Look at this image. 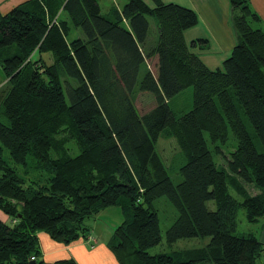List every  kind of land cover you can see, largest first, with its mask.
Masks as SVG:
<instances>
[{
	"label": "trees",
	"instance_id": "1",
	"mask_svg": "<svg viewBox=\"0 0 264 264\" xmlns=\"http://www.w3.org/2000/svg\"><path fill=\"white\" fill-rule=\"evenodd\" d=\"M101 1L29 0L0 13V212L9 219L0 264H43L39 233L87 240L86 221L111 207L123 216L107 243L118 264H264V31L250 26L260 18L249 0H229L237 44L216 70L191 52L205 40L185 42L193 10L127 0L102 13ZM187 88L192 108L175 116L169 100ZM138 94L154 108L140 114ZM162 135L185 160L177 185L156 151ZM230 137L236 146L224 153ZM162 197L177 213L165 243L207 246L147 252L162 240L153 207ZM240 209L257 231L237 233Z\"/></svg>",
	"mask_w": 264,
	"mask_h": 264
},
{
	"label": "crops",
	"instance_id": "2",
	"mask_svg": "<svg viewBox=\"0 0 264 264\" xmlns=\"http://www.w3.org/2000/svg\"><path fill=\"white\" fill-rule=\"evenodd\" d=\"M29 0H0V13L7 14L10 10ZM164 4H176L193 10L198 22L196 26L184 32V39L189 45L192 41L205 40L203 47L195 46L194 53L203 64L209 68L211 52L216 57L226 60L237 44V37L232 26L229 0H161ZM253 12L264 22V0H249ZM153 7V6H152ZM188 45V46H189ZM194 49V48H193ZM216 63V62H214ZM223 63V62H222ZM108 210H116L111 207ZM100 214V215H101ZM121 220L123 221L122 214ZM0 221L9 223V219L0 212ZM120 222V224H121ZM119 224L104 225V231L93 230L87 240H78L69 245H63L52 241L45 233H39L38 243L40 247V261L43 264H52L59 260L73 259L77 264H118L107 247L112 231ZM107 228L108 231H107ZM259 241L264 245V224L258 232ZM264 261V257H263Z\"/></svg>",
	"mask_w": 264,
	"mask_h": 264
},
{
	"label": "rangeland",
	"instance_id": "3",
	"mask_svg": "<svg viewBox=\"0 0 264 264\" xmlns=\"http://www.w3.org/2000/svg\"><path fill=\"white\" fill-rule=\"evenodd\" d=\"M127 0H103L100 2L101 12L105 13L106 9L110 5H115L118 9H121L122 6L126 3ZM146 4H148L150 7L154 6V3L152 0H143ZM161 3H164L163 1L159 0ZM249 7L251 8V3L248 2ZM252 9V8H251ZM149 22V30H148V37L146 40L147 45L154 46L157 42V28H156V22L153 18H148ZM250 26L253 29H259L264 31V22H254L250 20ZM78 38L82 37L81 33L78 32L77 35ZM188 41V45H189ZM192 50H197L193 49ZM211 58H209V69L210 70H216L222 68V57H216V55L211 52ZM44 59L47 63H51L50 61V55L45 54L43 55ZM229 57V56H228ZM227 57V58H228ZM37 58V55L33 56V59L35 60ZM226 58V59H227ZM216 62V63H214ZM150 67L153 70L154 67V60L151 61ZM264 71V67L262 68ZM6 82L4 75L0 69V96L3 93V90L6 88ZM192 94L193 90L192 88H187L183 90L181 93H179L177 96L169 100V107L172 110V112L175 114V116H181L182 114H185L189 112L192 108ZM67 99V96H66ZM135 106L140 114H145L146 112H149L151 109L154 108V102L153 97L150 94H138L135 99ZM248 130L250 134L254 137L253 131L250 127H248ZM167 132V131H166ZM165 134V133H164ZM254 142L256 144V147L259 151H261V146L257 142V140L254 138ZM236 143L232 137L229 138L228 142L222 147V150L224 153H229L235 148ZM157 154L159 155L162 163L164 166L168 169L170 172V176L172 179L173 184L177 185L181 182V176L178 173V169L185 163L184 158L182 157L180 150L174 140V138L167 137L165 135H162L160 139L157 142L156 146ZM4 158L7 159V155L4 154ZM247 191H249L251 194H255V190L251 187L247 186ZM153 207L157 212L158 220H159V229H160V235H161V242L160 244L148 249V253L150 255H157V254H170L171 252L175 251H183V250H190V249H198L203 248L207 246L210 242L209 238H191V239H184L179 240L176 243L172 245H167L165 243L164 237L166 231L169 229V227L173 224V222L176 219L177 213L173 206L167 201L166 198L162 197L153 202ZM211 209H213L212 204L209 205ZM121 210L119 208H116V210H108L104 212L103 214L86 221V226L89 227L91 230H96L97 232L104 231V225L112 226L114 224H120L121 221ZM118 226V225H117ZM109 228H107L108 231ZM258 226L249 224L245 221V214L243 210L238 211V234H247L249 232H255L257 231ZM94 235H96L94 233Z\"/></svg>",
	"mask_w": 264,
	"mask_h": 264
},
{
	"label": "built area",
	"instance_id": "4",
	"mask_svg": "<svg viewBox=\"0 0 264 264\" xmlns=\"http://www.w3.org/2000/svg\"><path fill=\"white\" fill-rule=\"evenodd\" d=\"M31 261H34V258H31Z\"/></svg>",
	"mask_w": 264,
	"mask_h": 264
},
{
	"label": "water",
	"instance_id": "5",
	"mask_svg": "<svg viewBox=\"0 0 264 264\" xmlns=\"http://www.w3.org/2000/svg\"><path fill=\"white\" fill-rule=\"evenodd\" d=\"M30 264H36V263H34V262H31Z\"/></svg>",
	"mask_w": 264,
	"mask_h": 264
}]
</instances>
